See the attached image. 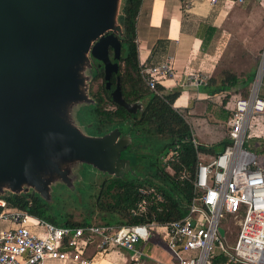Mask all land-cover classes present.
Returning a JSON list of instances; mask_svg holds the SVG:
<instances>
[{"label": "water", "instance_id": "1", "mask_svg": "<svg viewBox=\"0 0 264 264\" xmlns=\"http://www.w3.org/2000/svg\"><path fill=\"white\" fill-rule=\"evenodd\" d=\"M120 2L0 0V195L24 185L43 190L53 174L70 181L64 161L103 169L102 157L110 154L118 162L112 173L129 168L120 156L129 135L116 128L92 136L71 112L94 102L86 93L92 75L84 74H93L92 57L104 64L107 79L119 72ZM114 93L129 109L141 107L124 102L118 88Z\"/></svg>", "mask_w": 264, "mask_h": 264}, {"label": "built area", "instance_id": "2", "mask_svg": "<svg viewBox=\"0 0 264 264\" xmlns=\"http://www.w3.org/2000/svg\"><path fill=\"white\" fill-rule=\"evenodd\" d=\"M182 1L189 10L194 0ZM210 1L216 4L221 0ZM141 66L146 84L153 90L175 76L170 60ZM189 77L196 83L206 81L198 74ZM232 97L233 113L227 120L230 143L208 160L200 153L196 196L186 216L165 223L57 225L10 204L5 195H0V264H89L83 252L90 244H96L100 252L118 247L137 253V243L151 230L161 233L179 264H212L219 254L228 257L226 264H264V166L245 146L252 134V118L264 117V96L255 85L249 94ZM193 142L200 144L195 136ZM138 206L134 214L146 210V200ZM230 215L241 216L232 245L226 242L222 224V219Z\"/></svg>", "mask_w": 264, "mask_h": 264}, {"label": "trees", "instance_id": "3", "mask_svg": "<svg viewBox=\"0 0 264 264\" xmlns=\"http://www.w3.org/2000/svg\"><path fill=\"white\" fill-rule=\"evenodd\" d=\"M142 2L143 0H124L119 17L122 25L119 35L122 41V55L119 72L114 73L119 76L117 81L115 77L107 79L105 70L102 71V68L96 65L92 70L93 76L103 78V82L94 97L93 104L84 105L81 112L82 114L88 106L92 109L83 117V119L87 117V124L94 125V129L89 132L92 136L107 134L110 129L108 125H113L122 130L125 128L124 131H130L129 133H135L139 128L140 133L142 132L141 136L149 133L151 137H158L157 140L151 138L150 145L142 142V137L139 139L138 145L141 151H134V156L139 162L147 160L144 169L136 168L130 172V176L126 174V170H123L107 177L101 183L96 207L103 222L108 224L134 225L151 221L165 223L183 218L187 215L190 204L196 196L195 172L200 153L214 150L215 154H218L230 143V139L226 138L212 146L195 145L194 133L185 116V111L174 107V101L180 90H167L161 84L153 90L146 84L141 72L136 29ZM111 79L117 82L115 88L110 85ZM226 82L233 86L238 82V77L233 73L225 75V81L223 80L217 88L213 89L212 93L225 90ZM117 88L119 95L126 103H141L145 100L146 105L140 110L141 112L133 111V113L122 103H117L114 98V91ZM134 126L137 130L133 129ZM95 131L97 133H93ZM169 155H171L170 158H168ZM168 167L171 171L167 169ZM5 197L10 204L26 209L32 215L57 225L84 226L93 223L91 217L73 220L72 215L65 213L57 203L43 200L31 193L9 192L5 194ZM144 199L146 210L140 214H134L133 210L139 208V203ZM93 213L95 212L93 211L91 215ZM227 262L228 257L219 254L212 264ZM231 264L243 263L232 262Z\"/></svg>", "mask_w": 264, "mask_h": 264}, {"label": "crops", "instance_id": "4", "mask_svg": "<svg viewBox=\"0 0 264 264\" xmlns=\"http://www.w3.org/2000/svg\"><path fill=\"white\" fill-rule=\"evenodd\" d=\"M256 2L258 0H246L244 3L221 0L212 4L210 0H194L189 10L185 9L182 0L142 2L136 26L140 64L171 61L175 76L164 80L161 85L167 90H180L174 107L185 110L200 144L212 146L228 138L227 120L233 113V95L249 94L258 80L257 86L264 96V89L261 91L264 56L262 66L257 64L255 50H250L254 56L252 59L239 62L236 58L238 51L223 40V31L236 32L241 24L249 22L245 24L249 25L255 13L261 17V9L250 7ZM261 3L264 5V0ZM259 26L260 29L256 27L257 38L264 44V16ZM229 73L236 75L238 82L233 86L226 82L225 90L213 94L212 90L225 81V75ZM191 74L201 75L206 81L196 83L189 77ZM254 75L261 76L255 78ZM205 117L210 121H205ZM261 120L259 117V122L252 126L249 138L257 149L264 148V133L261 134L264 120ZM214 154V150L203 151L201 158L208 160ZM137 250L136 253L113 247L100 252L96 244H90L83 255L88 258L89 264H179L158 231L151 230L148 237L141 239ZM136 256L139 258L136 259Z\"/></svg>", "mask_w": 264, "mask_h": 264}, {"label": "rangeland", "instance_id": "5", "mask_svg": "<svg viewBox=\"0 0 264 264\" xmlns=\"http://www.w3.org/2000/svg\"><path fill=\"white\" fill-rule=\"evenodd\" d=\"M262 1L263 0H258V2L250 6L252 9H261V12H259L261 17L264 16V5H262L261 3ZM123 3L124 0H121L120 9H119L120 14L122 12ZM254 15L255 16H253L252 23H250L249 25H245L249 22H246L243 25L241 24L239 27L236 28V32L226 31L225 33L223 31L224 33L223 40L224 41L227 40L228 45H231L230 47H233L235 50L238 51V56L236 58L239 60V62H246L249 59H252L254 56L251 54L252 52L250 50H255L257 64L258 66H260L262 58L264 56V44L261 42V40L259 41V38H257L258 32L256 31V27L260 29L259 25L261 22V17H259L257 13H255ZM92 63L95 64L94 61ZM100 64L99 67L102 68L103 71V66H100ZM258 71H259V67H258ZM84 74L92 75L88 79V83H87L88 86L86 87L87 88L86 93L88 94L89 98L94 99L100 85L103 82V78L101 77L95 78L93 76L94 74L88 72V69L87 70L85 69ZM254 76L255 78H257L258 75H254ZM261 83H262L261 91H263L264 72L261 78ZM88 104H89L88 102L86 104L85 103L78 104L79 105L78 107L75 105L76 108L72 109L71 112L74 111L72 118L75 124L80 126V128H82V130L85 133L89 134V132H91L94 129V125L92 123L87 124L86 123L87 117L84 119L83 117L85 116L86 112H91L92 109L88 106L86 109H84L83 113L81 114L82 109L84 108L83 106ZM140 105L143 108L146 105V101L143 100L140 103ZM138 108L140 110L142 109L140 107H137V110ZM263 120L264 117L262 118L261 121L263 122ZM83 121L85 123H83ZM205 121H210V120L208 117H205ZM257 121L259 122V117L254 116L252 118L251 125L253 126ZM112 126L113 125H108V128H110L109 132L116 128ZM124 129L122 130V128H120V131H124ZM133 129L135 130V128ZM93 133H97V131ZM127 135H129V138L126 141V145L122 146L123 150L121 151L120 156L122 160L125 159L126 161H128L129 165L127 166H129V168L126 169V174L130 176L131 175L130 172H133L134 169L136 168L144 169L145 163L147 161V160H143L140 162L136 161V158L134 156L135 152L141 151V148H139L138 145L140 137L143 138L142 142H147L146 144L148 145H150L149 142L151 141V138H156L157 140L158 137H151L149 133H147L145 136L144 135L141 136L140 132H135ZM153 146L154 144L152 145V147ZM245 146L257 154L258 159L260 160L259 161L260 164L264 166V148L257 149L253 147V145L250 143L249 138L246 140ZM109 156L110 154L102 157V163L105 165V166L101 165L103 169L97 167L94 164H90L85 160L82 162L64 161L62 167L68 169L69 172L68 175H70L69 176L70 181H68L66 176H64V178H66L67 180H65L62 176L58 174H53L51 176L49 175L47 183L43 185L45 189L41 190L35 186L24 185L21 190L22 192L31 193L33 196H38L43 200H48L49 202L57 203L60 207L64 209L65 213H67L68 215H72L73 220L78 221L86 217H91V222L101 223L104 220L100 217L99 212H97L98 211L96 207L97 195L100 191L101 183L103 182V180L115 174L112 173L111 171H115L116 169L115 164H118L114 155L111 156V158H108ZM122 160H120V162L123 163L122 165H126L124 162H122ZM147 165L148 164H146V166ZM167 169L171 171L170 167H168ZM93 211L95 213L91 215ZM240 220H241V216H235V215L226 216L222 219V224L226 229V242L230 245H232L237 238V235L240 230V224H239Z\"/></svg>", "mask_w": 264, "mask_h": 264}, {"label": "flooded vegetation", "instance_id": "6", "mask_svg": "<svg viewBox=\"0 0 264 264\" xmlns=\"http://www.w3.org/2000/svg\"><path fill=\"white\" fill-rule=\"evenodd\" d=\"M110 52H111V56L113 57V52H112V50H111ZM91 60H92V62H93V61L95 62V64H93V68H94L96 65L99 66V64L101 63L99 60H97V59H95V58H93V57L91 58ZM118 61L120 62V59H119ZM100 66H103V69L105 70V68H104V64L101 63ZM117 76H119V75H116V74L113 73L112 76H111L110 78L115 77V81H117ZM110 85H111L112 88H113V87L115 88L116 85H117V82H114V79H111V84H110ZM114 85H115V86H114ZM115 95H116V94L114 93V98H115ZM116 102L120 104L119 99L116 100ZM130 104H133V103H130ZM122 105H124V104H122ZM124 107L127 108L126 105H125ZM140 108H141V107H140ZM130 111H131V112H133V111L135 112V111H136L135 113H137V112H138V113L141 112L139 108H138V110H137V109H136V110H135V109H133V110L130 109ZM134 112H133V113H134ZM134 128H135V130H137L136 126H134ZM136 132H140L139 128H138V130H137ZM141 133H142V132H141ZM122 134L124 135V134H131V133H129V132H125V131H121V135H122Z\"/></svg>", "mask_w": 264, "mask_h": 264}, {"label": "bare ground", "instance_id": "7", "mask_svg": "<svg viewBox=\"0 0 264 264\" xmlns=\"http://www.w3.org/2000/svg\"><path fill=\"white\" fill-rule=\"evenodd\" d=\"M262 66V65H261ZM262 72V71H261ZM261 75H258V77H260ZM257 85H259V83H258V80H257V83H256Z\"/></svg>", "mask_w": 264, "mask_h": 264}]
</instances>
